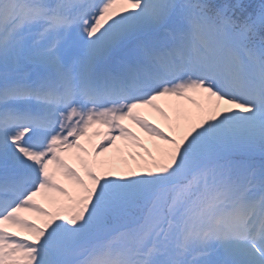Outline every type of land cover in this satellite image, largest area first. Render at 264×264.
<instances>
[{"label":"rangeland","instance_id":"1","mask_svg":"<svg viewBox=\"0 0 264 264\" xmlns=\"http://www.w3.org/2000/svg\"><path fill=\"white\" fill-rule=\"evenodd\" d=\"M50 1L63 9L67 5L58 22L53 21L52 29L42 21L26 23L20 19L18 25L7 27L6 34L0 35V93L4 88V95L0 96V162L5 161L1 166L5 167L12 159L39 178L25 203L0 221V264H80L100 240H113L125 246L122 224L129 226L136 238L145 239L146 248L153 243L149 252H167L158 264H181L174 256L186 264H264V232L259 239L242 234H251L253 226L241 228L235 224L232 230L237 232L236 238L225 235V231H231L230 227H222L218 236L210 238L206 237L210 232L205 225L197 222L195 226H201L199 233L203 237L190 244L195 251L179 248L185 228L193 226L191 221L201 216L200 205L194 214L196 200L203 191H209V179L215 183L223 170L217 156L245 146V140L264 146V102H259L264 99L257 98L256 93L259 79L264 76L257 78L259 66L254 63L232 66L233 73L224 76L225 82L216 92L203 87L205 78L198 77L199 73L213 74L216 68L208 66L201 70L200 54L186 52L191 56L188 60L191 64L180 78L164 85L163 90L159 88L151 100L110 105L95 93L104 103H91L84 118L82 102L73 100H66L63 115L56 118L53 105L22 95L30 84L46 85L47 80L59 78L64 84L63 91L71 85L88 95L94 83L100 84L106 78L102 66L108 62L102 63L101 58L109 56L114 66H120L127 75L133 73L130 76H136L144 87H149L151 76L159 68H150L141 60L142 53L136 52L135 45L144 47L152 31L163 25L162 19L178 4L177 15L183 16L185 9L197 6V0ZM199 1L204 5L201 9L227 3L241 16L255 14L253 27L264 26V0ZM202 12L206 14L207 10ZM185 18L179 21L185 22ZM187 21L190 29L187 41L192 43L191 47H200V39L207 34L202 33L200 24ZM10 30H16L15 36L7 33ZM144 37L146 40L142 41ZM242 42L245 43V38L239 40ZM231 43L237 45L234 39ZM220 44L212 43L214 52L215 48L220 52L217 48ZM135 54L137 70L127 73ZM226 65L222 64L223 68ZM238 70L244 71L242 76L237 75ZM249 73L253 74L252 82ZM207 81L210 85L214 82L211 78ZM101 88L104 90L105 85L101 84ZM222 90L227 93L222 94ZM16 91L20 93L18 96L13 94ZM240 92L250 93L252 100L237 95ZM142 94L134 92L128 97L138 99ZM11 98L14 101H9ZM35 103L40 105L38 110L44 109L48 114L36 117L40 121L52 120L48 126L30 120L22 123L29 130H5L11 126L3 121L8 110L19 108L27 113L25 117H33L30 110ZM116 108L120 109V115L113 118ZM52 125L55 136L51 145L42 148L38 143L49 135ZM213 136L219 138L220 146ZM202 165L207 179L187 189L184 197L175 198L172 208L175 220L165 226L167 216L158 206L161 198ZM253 177L252 196L264 205V169H255ZM130 179L136 182L131 189L139 192L137 199L126 196L122 190ZM154 193L159 197L153 208L146 211L144 222L139 214L122 208V201L127 200L126 205L133 203L136 210H141L149 205ZM122 194L126 196L124 199ZM208 214L214 219V208L209 207ZM137 240V246L144 245ZM146 260L142 255L131 259L134 264H147ZM151 260L156 262L157 257Z\"/></svg>","mask_w":264,"mask_h":264},{"label":"trees","instance_id":"2","mask_svg":"<svg viewBox=\"0 0 264 264\" xmlns=\"http://www.w3.org/2000/svg\"><path fill=\"white\" fill-rule=\"evenodd\" d=\"M223 4V15H220V20H218V25L219 29L218 32L222 33V31H226V28L231 27L233 25L234 27H247L245 28L247 30L246 33H248L251 36V39L253 40L254 43L257 44H262L264 46V26L263 24L257 26V27H252L249 25L248 22L245 23L246 19L248 18L247 15L243 14L242 16L239 15L236 11H230L232 10L230 6L227 5V3L222 2ZM247 12V11H246ZM7 13L3 12V16H6ZM254 14L250 15L253 16ZM236 19L239 20V23H233ZM213 140H216L218 145L221 143L219 138H216V136H213ZM232 139V138H231ZM233 141L236 139H232ZM245 146L239 147L237 149H233L231 151H227L223 155L221 154L217 160L218 163H221L223 161V165H227L228 163L232 162L233 157L235 159L233 161L239 163L240 165H247L249 161H254V162H263L264 164V146L258 145L251 143L249 140H245ZM220 146V145H219ZM225 173V178L223 180L224 184H219L221 178L217 182H213L212 180L209 179L208 181V187L210 188L209 191L205 192L203 191L201 193V196L204 197V201L210 200L214 202H221V200L226 199V194L228 193V190L232 186H235L237 183L231 182V177H228V170L224 171ZM188 178L186 179L185 182H183L181 185L176 184L172 189H170V193L163 196L160 200V208L162 211L165 213H170L172 212L173 208V203H174V198L179 196L180 194L185 193L187 189L193 188L195 185H197L200 181L206 180L207 176L206 174L202 173L200 170L195 171L187 175ZM133 179V178H132ZM127 183L125 185V188H122L125 192L126 196H130L133 199H137L139 197V192L132 191V187L135 186L136 184L135 180H126ZM180 186V188L178 187ZM224 195V196H223ZM123 199L126 197L124 194H122ZM159 194L154 193L153 198L150 200V203L146 207H142L141 210H136L133 203L132 205L128 206L127 200L122 201V208L125 209L129 213H134V214H139L140 217H143V221L145 220V213L148 210V207L156 202L158 199ZM95 206L98 208L99 205L95 203ZM94 210H99L95 209ZM147 217V216H146ZM139 224H142L141 221H139Z\"/></svg>","mask_w":264,"mask_h":264},{"label":"bare ground","instance_id":"3","mask_svg":"<svg viewBox=\"0 0 264 264\" xmlns=\"http://www.w3.org/2000/svg\"><path fill=\"white\" fill-rule=\"evenodd\" d=\"M188 45H189V43H188ZM189 46H190V45H189ZM189 48H191V47H189ZM191 50H192V51H196L197 49H193V48H192ZM208 53H209V52H208ZM208 53H206L204 57H207V56H208Z\"/></svg>","mask_w":264,"mask_h":264}]
</instances>
